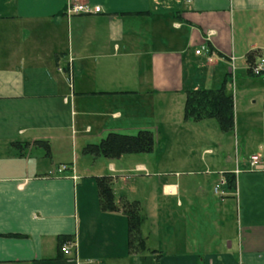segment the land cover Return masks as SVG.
Here are the masks:
<instances>
[{"label": "crops", "instance_id": "0c3cea01", "mask_svg": "<svg viewBox=\"0 0 264 264\" xmlns=\"http://www.w3.org/2000/svg\"><path fill=\"white\" fill-rule=\"evenodd\" d=\"M75 2L100 12L69 14ZM253 50L264 55V0H0V264H143L128 250L126 215L101 209L94 181L107 174L93 172L97 157L55 167V145L75 143L77 115L119 132V122L165 105L195 122L183 117L190 88L225 83L233 101L245 92L264 104V77L248 72ZM256 143L254 170L244 162L237 175L213 172L226 185L213 202L166 187L164 206L181 207L177 231L164 222L168 238L178 233V264H264V141ZM106 169L115 180L124 170L112 160Z\"/></svg>", "mask_w": 264, "mask_h": 264}, {"label": "rangeland", "instance_id": "374dc122", "mask_svg": "<svg viewBox=\"0 0 264 264\" xmlns=\"http://www.w3.org/2000/svg\"><path fill=\"white\" fill-rule=\"evenodd\" d=\"M121 86L123 85L118 84V88H122ZM110 105L107 104V108ZM123 107V103L118 98V108L123 109ZM166 107L164 105L154 108L152 112L154 114L151 113V116L141 113L127 122H119L120 125L116 130L125 134H136L142 128L150 130L154 137L153 149L150 152L127 153L118 158L98 156L96 161L91 159L96 162L98 169L93 172L116 174L106 169V163L110 160L124 168L122 172H118L116 180H111L116 202L119 196L128 200L130 198L126 196L141 200L139 204L144 215L141 234L145 237L146 250L138 254L146 256L149 255V249H159L163 254L161 264H178L183 258L175 255L179 253V250H176L177 247L170 240L176 238V245L179 243L178 233L174 232L179 229L178 218L181 207L174 205L173 209L169 205L170 210L164 206L163 201L169 198L166 196V187L176 184L179 186L180 193L185 189L195 193L203 191V195L213 202L226 189V185L221 184L219 191L214 192L213 188L219 183L220 175L213 172L229 170L233 173L235 171L234 174L237 175L239 171H242L243 163H249L248 153L257 150L256 142L261 138L264 141V104L261 97H257L256 102L252 103L245 92H238L234 101V128L229 132L222 131L215 119H205L197 123L183 122L182 119L180 120V113L177 116L174 113L175 106ZM78 109L76 105V110ZM146 117L149 119L144 121ZM169 118H175L176 121L171 123L173 120ZM101 122L93 117L85 118L77 115L75 143L73 144L71 140L55 145L56 154L53 155L51 164L56 167L76 159V162L81 165L84 163L83 157H92L83 152V146L87 143H98L100 138L107 134L109 129H102ZM86 124H91L93 128L91 134L86 135L82 132V129L88 132L89 128ZM6 148L0 145V153ZM32 153L37 155V149L34 148ZM236 169L239 170L237 173ZM254 169L249 164L247 171ZM94 183L98 192L96 180ZM93 216L97 218L95 214ZM168 216L170 217L166 218ZM169 219L171 228L174 229L170 238H168L169 232L164 227V222H168ZM208 244L209 242L204 243V245ZM188 260L192 261V259Z\"/></svg>", "mask_w": 264, "mask_h": 264}, {"label": "trees", "instance_id": "16d2710c", "mask_svg": "<svg viewBox=\"0 0 264 264\" xmlns=\"http://www.w3.org/2000/svg\"><path fill=\"white\" fill-rule=\"evenodd\" d=\"M259 50L247 53L246 62L248 72L251 66L261 56ZM257 77V76H256ZM183 117L185 120L201 121L215 119L222 131L229 132L234 128V101L231 92L225 88V83L217 89L190 88L186 90ZM34 144L43 147L49 152L45 141H36ZM28 143L14 142L16 149L25 148ZM153 133L147 129H140L136 134H125L111 131L102 137L98 143L87 144L83 148L85 154L94 157L118 158L127 153L150 152L153 149ZM234 174H226V183L229 188L234 187ZM99 193L101 209L108 212L121 210L127 217L128 224V250L133 254L142 253L146 250L145 237L141 234V226L144 220L141 206L136 200H128L121 197L116 202L111 188L110 176H98L95 178ZM143 264H160L162 253L158 249H149V255H139Z\"/></svg>", "mask_w": 264, "mask_h": 264}, {"label": "built area", "instance_id": "2783aa9c", "mask_svg": "<svg viewBox=\"0 0 264 264\" xmlns=\"http://www.w3.org/2000/svg\"><path fill=\"white\" fill-rule=\"evenodd\" d=\"M189 1V0H186ZM100 12V7L98 6H93L90 3L83 2H75V3H70L68 7V13L69 14H92V13H99ZM196 54L200 53V50L195 51ZM251 73L255 76H260L264 77V55L259 56L255 63L251 66ZM249 163L251 166H256L258 163V156L254 155L249 159ZM66 165H62V167L59 169L61 171L62 169H65ZM238 170L236 169V173ZM235 173V171H234ZM220 189V183H217L214 186V191L218 192ZM64 254H68L70 251V245H66L62 249Z\"/></svg>", "mask_w": 264, "mask_h": 264}]
</instances>
